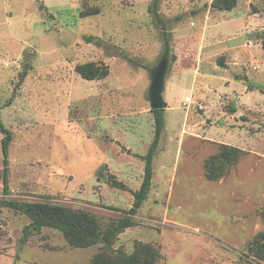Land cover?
<instances>
[{
    "label": "rangeland",
    "instance_id": "obj_1",
    "mask_svg": "<svg viewBox=\"0 0 264 264\" xmlns=\"http://www.w3.org/2000/svg\"><path fill=\"white\" fill-rule=\"evenodd\" d=\"M152 1L0 0V121L12 134L3 196L0 132V200L85 212L101 230L126 216L154 138L148 91L164 32ZM214 1L160 0L175 60L134 226L110 252L72 248L0 204V264H100L138 244L154 248L155 264H264L250 250L264 233V0H236L230 12ZM87 63L108 66V77L82 79L75 67ZM222 146L243 156L210 182L204 164Z\"/></svg>",
    "mask_w": 264,
    "mask_h": 264
},
{
    "label": "trees",
    "instance_id": "obj_2",
    "mask_svg": "<svg viewBox=\"0 0 264 264\" xmlns=\"http://www.w3.org/2000/svg\"><path fill=\"white\" fill-rule=\"evenodd\" d=\"M159 4L160 0L152 1L151 13L154 14L164 32L162 58L168 62V60H175V58L171 55L170 42L164 29L163 20L160 18ZM235 6L236 0H215L212 5V7L220 11L228 12L232 11ZM93 15H95V12L88 13L86 17ZM87 41L92 42V39L89 38ZM75 72L84 80L95 81L108 77L109 68L105 65L87 63L77 65ZM26 74L27 72H22L19 84L23 82ZM151 113L154 117V138L144 158L145 166L142 184L138 191L132 193L134 199L132 208L116 224L105 230H101L97 220L90 214L80 211L73 212L63 206L52 205L47 202H15L1 199L0 204L25 215L30 220L29 228L32 232H39L43 228L55 229L61 232L64 239L72 248L83 249L96 244H103L104 249L110 252V246L115 236L125 229L134 226L133 217L142 207L151 189L153 177L152 161L164 129L163 110H155L151 111ZM0 132L3 135L1 146L5 166L2 179V193L3 196H7L9 194L7 156L12 134L3 126L1 121ZM242 156L243 153L240 150L234 147L222 146L215 155L205 162L203 168L205 178L210 182H217L226 177ZM250 250L254 257L264 260V233H260L255 237ZM156 260L157 252L151 245L138 244L134 252L128 257H114L112 260L102 261L100 264H155Z\"/></svg>",
    "mask_w": 264,
    "mask_h": 264
},
{
    "label": "water",
    "instance_id": "obj_3",
    "mask_svg": "<svg viewBox=\"0 0 264 264\" xmlns=\"http://www.w3.org/2000/svg\"><path fill=\"white\" fill-rule=\"evenodd\" d=\"M167 71L168 62L162 59L151 73V84L148 91V101L151 111L164 110L167 108V104L162 97Z\"/></svg>",
    "mask_w": 264,
    "mask_h": 264
},
{
    "label": "crops",
    "instance_id": "obj_4",
    "mask_svg": "<svg viewBox=\"0 0 264 264\" xmlns=\"http://www.w3.org/2000/svg\"><path fill=\"white\" fill-rule=\"evenodd\" d=\"M165 87H166V85H165ZM166 92L168 93L169 91L168 90H166ZM167 95V94H166ZM168 97H169V95H167ZM190 99L191 100V98L189 97V96H186L185 98H184V101H185V99ZM166 100V99H165ZM167 103H168V101H166ZM192 103V102H191Z\"/></svg>",
    "mask_w": 264,
    "mask_h": 264
},
{
    "label": "built area",
    "instance_id": "obj_5",
    "mask_svg": "<svg viewBox=\"0 0 264 264\" xmlns=\"http://www.w3.org/2000/svg\"><path fill=\"white\" fill-rule=\"evenodd\" d=\"M185 102L187 103V105H190V104H191L190 99H187ZM199 106H200V105H199Z\"/></svg>",
    "mask_w": 264,
    "mask_h": 264
}]
</instances>
